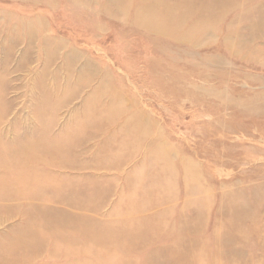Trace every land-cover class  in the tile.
I'll return each mask as SVG.
<instances>
[{"label": "rangeland", "instance_id": "rangeland-1", "mask_svg": "<svg viewBox=\"0 0 264 264\" xmlns=\"http://www.w3.org/2000/svg\"><path fill=\"white\" fill-rule=\"evenodd\" d=\"M105 4L118 10L113 0H0V188L19 194L0 196V248L26 239L30 215L111 221L129 188L149 186L166 201L137 216L168 211L188 246L215 251L219 231L223 264H264V24L240 25L230 41L251 53L232 57L215 49L219 30L168 38L131 15L114 20ZM31 150L46 155L22 157ZM30 179L62 196L23 197ZM43 240L36 264L78 260L48 255L68 239Z\"/></svg>", "mask_w": 264, "mask_h": 264}, {"label": "bare ground", "instance_id": "bare-ground-1", "mask_svg": "<svg viewBox=\"0 0 264 264\" xmlns=\"http://www.w3.org/2000/svg\"><path fill=\"white\" fill-rule=\"evenodd\" d=\"M113 1L118 10L114 11L105 4V7L108 8V16L116 20L131 15L133 22L139 26L149 31L164 34L168 38L181 37L198 41L199 37L209 29L219 30L221 43L215 49H222L232 57L251 53L250 49L248 50L246 47L239 50L237 41H230L233 35H236L237 38L243 36L240 32V25L247 23L251 30L256 32L258 29L260 32L261 24H264V0ZM127 10L130 12L127 13ZM234 25L238 26L234 27ZM256 36L257 38L261 37V33ZM192 43L197 44L196 42ZM114 132H119V130H114ZM65 138L71 140L68 136ZM111 138L110 140H113ZM72 145L69 143V147ZM49 147L61 150L63 145L61 144L59 147L57 144H53ZM21 155L23 158H33L37 161L44 158L46 152L31 150L24 152L23 155L22 151ZM47 163L50 166L63 164V162L53 161ZM104 164L106 166L117 164L118 166L119 163L115 160L111 162V159H108ZM63 166L68 165L63 164ZM30 180L29 187H27L29 189L20 192L23 197L25 195L29 199H59L62 196L61 189L46 180ZM142 189L141 192H132L129 188L124 194L128 204L117 205L113 209L115 218L111 221H83V219L76 218L74 220H60L59 222L54 219L51 220L50 216L38 218L41 220L37 219L38 216L36 218L34 216L32 219L29 214L31 231L26 239L14 240L11 246L0 248L2 264H36L40 253L43 252V239L46 235L52 237L54 245L64 243L68 239L71 247L56 248L48 255H55L60 251L63 252L65 258L70 255H77L78 260L73 264H223L220 260L219 231L212 232L213 237L217 240L215 251L206 250L204 242L196 239L189 246L186 244V240L189 238L191 241V238L185 232L183 225H179L178 228L173 226L172 222L168 220V211L158 210L145 218L137 216L166 201V196L162 195L153 198L151 193L153 189L151 190L149 186ZM186 189L185 184V191ZM1 195L2 198H7L19 194L17 191L11 192V190L0 188ZM74 195L70 193L66 198L70 200ZM90 195L93 194H88V199ZM71 201L74 202L72 199ZM74 203L80 209L88 208L94 212H97L99 207L95 204L96 202L90 200ZM183 210L179 211L178 223L180 220L182 222ZM240 217L238 218L240 219ZM232 220L235 221V218ZM37 228L39 232H37ZM184 247L190 250L188 254L182 253ZM190 253H194L198 257L195 258L194 254L192 257ZM141 255L143 256L141 257Z\"/></svg>", "mask_w": 264, "mask_h": 264}]
</instances>
